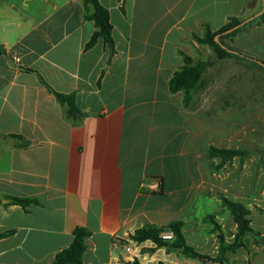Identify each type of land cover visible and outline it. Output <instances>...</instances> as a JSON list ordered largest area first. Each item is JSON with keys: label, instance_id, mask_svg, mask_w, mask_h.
<instances>
[{"label": "crops", "instance_id": "crops-1", "mask_svg": "<svg viewBox=\"0 0 264 264\" xmlns=\"http://www.w3.org/2000/svg\"><path fill=\"white\" fill-rule=\"evenodd\" d=\"M85 2L0 0V234L11 232L0 238V264H52L77 227L91 233L85 264H204L132 235L181 222L187 244L216 257L220 242L205 222L213 214L226 242H234L237 224L217 197L227 164L217 173L221 159H207L211 146L235 148L222 146L220 117L218 127L207 125L216 119L206 117L214 87L186 104L170 81L184 54L216 58L194 35L203 37L207 26L217 31L231 17L258 16L264 0H100L109 10L114 53L102 38L86 49L96 26ZM228 42L264 60V24ZM226 60L263 70L253 60ZM41 78L56 92L74 94L81 121L67 118ZM226 131L230 143L236 128ZM223 194L243 202L264 234L254 197L248 203ZM11 197L31 202L23 207ZM245 244L223 264H264V244L251 236Z\"/></svg>", "mask_w": 264, "mask_h": 264}, {"label": "trees", "instance_id": "trees-1", "mask_svg": "<svg viewBox=\"0 0 264 264\" xmlns=\"http://www.w3.org/2000/svg\"><path fill=\"white\" fill-rule=\"evenodd\" d=\"M86 8L92 9L90 13H87L86 18L92 20L95 23L96 31L86 44V49L92 48L97 41L102 38L111 52L114 53L115 44L113 39V26L110 21L109 10L104 7L100 0H86ZM264 24V10L253 18H241L231 17L229 21L219 30L212 31L207 26L206 32L203 37L194 35L195 40L198 43L209 45L213 53L216 55V59L225 60L229 58H243L250 59L258 63L264 68V60L254 58L248 53L241 51L240 49L229 44V40H233L239 32L254 25ZM5 53V49L0 46V54ZM185 64L181 67L173 76L170 81V90L172 92L183 91L185 93V103L188 104L194 94L203 90L207 85V80L204 79V73L208 66L213 61L210 60H195L192 57L184 54ZM42 83L51 91L59 102L66 106V116L73 122L78 123L85 116L84 113L77 107L74 94H64L54 91L42 78ZM20 140H26L24 137L15 135ZM254 152L245 148H220L211 146L207 151V159L220 158L221 162L217 165V168H222L225 164L232 161L235 158H239L241 163H244L248 158L253 156ZM218 198L221 200L222 207L226 208L232 215L235 223L237 224V233L233 243H227L224 236L222 226L216 220L215 215L209 214L205 219V222L212 224V232L215 233L220 242L219 254L216 257H212L207 254H202L196 251L192 246L188 245L186 238L182 231V223L175 222L165 227H157L153 225L144 226L138 229L133 235L132 239L138 243L145 241H152L159 247H166L169 251H180L193 259L199 260L204 264L219 263L223 264L225 261V255L228 252H237L240 248L245 247V238L251 236L254 238L257 244H264V234L254 229L249 218L251 210L240 201L232 200L226 197L223 193H218ZM14 204L26 207L31 201L29 199H22L11 197ZM261 213H264V209L258 208ZM163 232H171L173 234L172 239H164L162 237ZM11 232H5L0 234V238L7 237ZM90 231L84 227H77L73 234V241L69 247L60 251L53 260L52 264H85L83 261V255L86 250V240L90 236ZM134 264H141L138 260H135ZM159 264H165L163 262Z\"/></svg>", "mask_w": 264, "mask_h": 264}, {"label": "rangeland", "instance_id": "rangeland-1", "mask_svg": "<svg viewBox=\"0 0 264 264\" xmlns=\"http://www.w3.org/2000/svg\"><path fill=\"white\" fill-rule=\"evenodd\" d=\"M206 60L213 63L204 73L208 82L205 88L214 87L207 90V103L211 101L212 104L206 117L207 120L216 118L214 121H208L207 125L215 122L217 126V118L220 117L222 146L229 144L231 147L250 149L254 152L244 163H241L239 158L227 163L221 171L222 187L218 193L239 197L248 203L249 199L254 197L252 207L259 214H264L258 210L264 208V68L261 70L250 63L230 62L226 59ZM217 86L222 89L217 91ZM218 108H221V114L217 111L211 113V110ZM229 126L236 128V136L231 137L230 143L224 140L229 136L226 131ZM233 131L232 129V134ZM215 172H220L217 166ZM257 188L258 194H250ZM165 233L169 232H163Z\"/></svg>", "mask_w": 264, "mask_h": 264}, {"label": "built area", "instance_id": "built-area-1", "mask_svg": "<svg viewBox=\"0 0 264 264\" xmlns=\"http://www.w3.org/2000/svg\"><path fill=\"white\" fill-rule=\"evenodd\" d=\"M162 237H163L164 239H172L173 234H172L171 232H169V233H165V234H162ZM128 250H130V249L128 248Z\"/></svg>", "mask_w": 264, "mask_h": 264}]
</instances>
